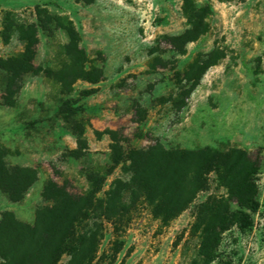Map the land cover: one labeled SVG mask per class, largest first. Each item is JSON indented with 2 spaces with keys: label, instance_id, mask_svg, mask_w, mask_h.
Returning a JSON list of instances; mask_svg holds the SVG:
<instances>
[{
  "label": "rangeland",
  "instance_id": "374dc122",
  "mask_svg": "<svg viewBox=\"0 0 264 264\" xmlns=\"http://www.w3.org/2000/svg\"><path fill=\"white\" fill-rule=\"evenodd\" d=\"M191 8L203 10V33L172 40L188 28ZM26 48L36 71L14 105L0 101V146L7 163L35 168L37 179L19 202L0 192V213L32 223L48 179L84 191V169L109 163L110 131L123 134L124 147L238 149L255 162L257 208L246 231L234 223L220 234L211 261L200 252L198 209H239L214 170L166 223L144 201L126 222L100 219L89 264H264V0H0V58ZM76 127L86 147L78 158L69 154ZM119 175L116 167L103 189Z\"/></svg>",
  "mask_w": 264,
  "mask_h": 264
},
{
  "label": "trees",
  "instance_id": "16d2710c",
  "mask_svg": "<svg viewBox=\"0 0 264 264\" xmlns=\"http://www.w3.org/2000/svg\"><path fill=\"white\" fill-rule=\"evenodd\" d=\"M203 10L188 9V28L172 40L186 43L203 33ZM42 23V22H41ZM43 26V25H41ZM209 54H207V57ZM33 55L25 51L9 59L0 58V101L12 106L14 96L24 76L34 73ZM216 62L207 61L200 74ZM59 113L64 108H59ZM68 119V117H64ZM77 136L78 147L70 156L80 157L85 144L83 127L71 129ZM109 163L100 168L84 169L87 188L72 192L65 180L44 182V201L34 212L32 223L16 218L10 210L0 213L1 264H56L65 254V264H89L101 236L100 219L126 222L139 201H144L151 214L163 223L184 210L195 193L204 188L206 175L214 170L239 209L231 211L227 203L211 202L198 209L196 227L200 231V252L211 261L219 244L220 234L237 224L241 232L252 224L251 213L257 208L253 199L251 176L255 162L238 149L223 152L208 146L192 149L166 148L155 141L146 147H124L123 134L110 131ZM7 152L0 146V192L10 202H19L37 179L33 167L11 165L5 160ZM119 167L121 175L114 177L103 189L107 175ZM248 209L249 212L245 211ZM217 264H232L220 260Z\"/></svg>",
  "mask_w": 264,
  "mask_h": 264
}]
</instances>
